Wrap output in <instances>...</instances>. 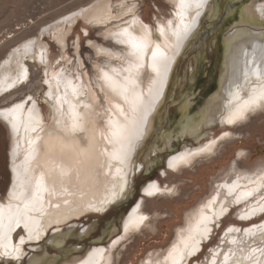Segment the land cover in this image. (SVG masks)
<instances>
[{
	"label": "bare ground",
	"instance_id": "bare-ground-1",
	"mask_svg": "<svg viewBox=\"0 0 264 264\" xmlns=\"http://www.w3.org/2000/svg\"><path fill=\"white\" fill-rule=\"evenodd\" d=\"M128 1L132 0H119L120 9L115 13L110 0L96 1L78 11L99 26L128 14L115 30L106 31L123 49L113 53L120 64L98 69V88L104 95L106 111L97 103L93 88L78 73L62 68H51V72L46 69L45 94L52 100L48 123L30 95L0 106V119L10 134V183L5 199L0 201V260L14 264H106L107 245L95 246L100 237L90 241L93 247L85 249L83 255L66 257L69 251L65 250V240L69 236L80 240L90 229L89 225L79 230L74 220L132 201L134 175L141 169L147 173L159 163L156 157L151 159V154L167 149L165 164L174 170L184 167L212 151L214 141H199L207 128L222 121L231 125L246 110L264 102L259 99L256 104H247L250 97L264 96V1L248 0L233 11L229 1L226 7V0H167L174 7L170 18L162 21L154 15L152 24L146 23L135 12V3ZM73 15L68 14L41 33L47 31L63 48L67 33L64 23L69 26ZM229 15L232 21L223 28ZM204 21L212 24L209 31H216L213 40L214 44L218 41L215 47L220 51L219 63L217 78L215 75L212 79L215 88L192 113V98L184 90L204 59V38L194 48L197 53L193 64L185 70L182 80L177 79L175 71L201 37ZM96 49L110 53L107 48ZM28 59L47 62V44L39 36L24 39L0 59V96L29 81ZM167 103L174 104L177 115L169 117V125L164 128L160 122ZM100 118L105 119L104 123ZM180 140L182 150L172 149V142ZM146 142L148 153L139 163L136 156ZM261 172L264 167L246 178L252 184L234 176L216 185L207 201L185 215V226L176 230L163 258L152 260L153 264H186L207 239L211 223L220 219L233 202L244 201L239 215L245 220L260 214L264 210V199L260 197L263 193L257 191ZM160 190L154 181L141 187L148 196ZM141 199L122 217L123 234L137 229L147 218L140 209ZM262 222L246 227L244 232L230 225L222 238L229 244L213 249L207 264H264ZM18 229L23 234L16 242L12 236ZM112 232L109 227L108 237ZM24 244L29 245L27 250ZM76 245L74 251L79 248ZM48 247L55 251L53 254L58 253L57 260H48Z\"/></svg>",
	"mask_w": 264,
	"mask_h": 264
},
{
	"label": "rangeland",
	"instance_id": "rangeland-1",
	"mask_svg": "<svg viewBox=\"0 0 264 264\" xmlns=\"http://www.w3.org/2000/svg\"><path fill=\"white\" fill-rule=\"evenodd\" d=\"M96 1L99 0H0V59L8 50L29 37L39 36L47 44V62L40 64L36 59H28L26 64L30 72L29 81H26L21 87L13 90L11 93L8 92L0 96V106L10 104L30 95L39 105L43 121L48 123L50 121L49 107L52 105V100L46 97L45 94L47 90L45 78L48 75V70L51 72V68L52 70L62 68L67 71L74 70V74L78 73L82 81L93 88L97 95V103L102 105L103 111H106L104 95L99 90L100 88H98V69L100 67H108L109 65H117V63L120 64V60L113 53L123 51L121 49L122 45L117 43L112 34L108 33L107 35L106 31L109 28L115 30L119 24L128 18V14L119 17L120 19L113 18L109 20L107 26L90 23L86 18L79 15L78 11L82 8L86 9V7ZM228 1L232 4L231 9L236 11L248 0H226V7L229 6L227 4ZM110 2L112 4L111 10L114 13L117 12L120 9L119 0H110ZM130 2L132 4L135 3V12L149 24L153 23L154 15H157L162 21L170 18L174 8L167 0L128 1L129 4ZM228 10L230 9L228 8ZM68 14H74L72 16L73 23L71 22L69 26H67V23H64V27H67V33L64 47L61 48L60 44L47 31L41 32L56 21L68 16ZM229 17L224 20L223 25L225 26L223 28H226V25H229L232 21V17ZM210 25H212L210 22L204 21L200 31L201 37L197 41L195 40V45L191 47L193 49L190 48L184 55L183 60L179 61L175 71V75L178 74L179 76L176 78L182 80L185 70L188 71V68L193 64V58L197 53V50L194 48L204 38V45L206 46L204 49V59L201 60L194 78L188 81V84L189 82L191 83L190 86H187L184 90V92L186 91L189 94V98H192V113L215 88L213 80L215 75L217 78L216 66L219 63L220 51H216L218 41H216L215 45L213 40L216 31L215 29L209 31L208 27H211ZM97 47L102 49L107 48V51L110 53L98 52ZM46 69L48 70L46 71ZM145 74L146 70H143V78ZM178 85L181 86L182 84ZM176 88L178 87L176 86ZM254 107L249 111L246 110L245 115L231 125L222 121L220 124H214L210 129L207 128L205 130L207 133L202 138H199V141L203 144L214 141L215 145L212 151L206 152L207 155L204 153L197 156L195 160L193 159L189 163L190 165L188 164L189 166L180 167L176 169L177 171L173 167H168L164 162L169 151L167 149L159 151L158 155L155 156L151 154V159L156 157L159 163L157 166L151 168L147 174L145 170L141 169L134 175L131 188L133 192L132 201L125 205L110 207L103 213L89 212L74 220L79 230L80 227L89 225L91 227L89 226L88 234L83 235L80 240H75L71 236L65 240V250L69 251L66 257L83 255L85 249L93 247L90 241L99 237L101 238L100 242L96 243L95 246L107 245L105 247L107 248L106 264H153L155 262H152V260L164 256L166 249L173 243L176 230L185 226V215L196 209L200 203L207 201L212 196L211 194L214 192V188L217 187L216 185H221L229 177L234 176L236 179L246 180L247 177L263 169L264 102H262V105ZM102 109L100 110L102 111ZM175 109L176 107L173 103L165 105L160 122L164 128L169 125V117L177 115ZM99 121L104 123L105 119L100 118ZM227 129L229 134L226 135L224 132H227ZM182 142L181 140L173 141L172 149H176V151L182 150ZM185 142L194 146L196 145L195 141L192 140L185 139ZM147 143L136 156L139 163L144 161L148 153V150H146L148 149ZM9 144L10 134L7 124L0 119L1 202L6 197V190L10 183ZM263 174L261 172L258 176L261 181L258 184L257 191L260 194L263 193L260 196L262 197L261 199H264ZM152 181L158 183L161 192H157L152 196L144 195L141 192V187L143 184ZM248 182L246 180L247 185ZM249 184H252V182H249ZM250 198L254 197L249 196L248 199ZM140 199L142 200L140 209L147 215V218L137 229H132L131 232L127 231L123 234L120 224L122 217L128 214ZM242 204H244V201L233 202L220 219H217L215 223H211V230L207 239L201 242V247L197 253L190 256L186 264H207L210 255L213 253V249H216L218 246L224 248L229 244L222 241V238L224 239L225 231L231 228L230 225L237 227L238 231L242 230L244 232L245 229L250 228L252 225L255 226L263 223L264 210L258 215L247 218V220L241 218L239 209L244 208ZM109 227L113 228V232L108 237L107 231ZM22 232L21 229H18L13 234L12 240L17 242L20 238L19 236L23 234ZM239 236L242 237L243 235ZM108 242L110 243L109 246ZM75 245L79 248L74 251ZM23 246L27 250L29 245L24 244ZM54 252L48 247V260H57L55 256L58 253L53 254ZM0 264L14 263L0 260Z\"/></svg>",
	"mask_w": 264,
	"mask_h": 264
},
{
	"label": "snow or ice",
	"instance_id": "snow-or-ice-1",
	"mask_svg": "<svg viewBox=\"0 0 264 264\" xmlns=\"http://www.w3.org/2000/svg\"><path fill=\"white\" fill-rule=\"evenodd\" d=\"M155 55V54H154ZM259 99H264V96H253V97H250L249 100L247 101V104L248 105H253V104H256L258 102ZM250 195V193L248 194Z\"/></svg>",
	"mask_w": 264,
	"mask_h": 264
},
{
	"label": "water",
	"instance_id": "water-1",
	"mask_svg": "<svg viewBox=\"0 0 264 264\" xmlns=\"http://www.w3.org/2000/svg\"><path fill=\"white\" fill-rule=\"evenodd\" d=\"M147 174V173H146Z\"/></svg>",
	"mask_w": 264,
	"mask_h": 264
}]
</instances>
